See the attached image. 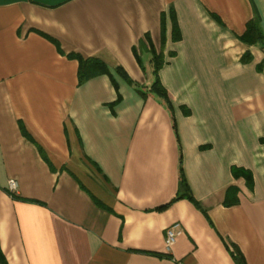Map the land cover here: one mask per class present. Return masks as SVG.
<instances>
[{"label":"crops","instance_id":"obj_1","mask_svg":"<svg viewBox=\"0 0 264 264\" xmlns=\"http://www.w3.org/2000/svg\"><path fill=\"white\" fill-rule=\"evenodd\" d=\"M234 249L264 264V0H0V264Z\"/></svg>","mask_w":264,"mask_h":264},{"label":"trees","instance_id":"obj_2","mask_svg":"<svg viewBox=\"0 0 264 264\" xmlns=\"http://www.w3.org/2000/svg\"><path fill=\"white\" fill-rule=\"evenodd\" d=\"M251 32L253 35H251L252 37H254V39L257 42H261L262 40V36L260 34V32H258V28L256 26L255 23L253 22H249L246 26V33L245 34H249L247 32ZM70 58H73L77 61L78 63V67H77V84L80 85L82 83H84L85 81L94 78L98 75H107L112 83L115 85L112 76L110 75V72L108 71L106 65L100 61L99 59H95V58H87V59H83L80 56L77 55H70ZM152 64H153V73L155 75L156 78V74L157 71L159 70L160 66L162 65V61H161V57L153 55L152 56ZM116 72L124 79L126 80L128 83H130V80L128 79L126 73L124 71H122V69L117 68ZM148 91L152 94H154L155 96L163 99L164 101L168 102V98L166 95L165 90L159 85L157 78L154 80V82L151 84V86L149 87ZM12 199H21L18 196H16L14 193L6 190L5 191ZM182 197L183 195H178L176 196V199ZM232 256L233 259L235 261L236 264H244L243 259L241 257V255L234 249L232 251Z\"/></svg>","mask_w":264,"mask_h":264},{"label":"built area","instance_id":"obj_3","mask_svg":"<svg viewBox=\"0 0 264 264\" xmlns=\"http://www.w3.org/2000/svg\"><path fill=\"white\" fill-rule=\"evenodd\" d=\"M15 188V183L14 181L10 180L8 181V190L13 191ZM177 225H173L169 229L166 230L165 232V249L168 250L169 247L173 244L175 237L177 236ZM176 264H182L181 262H177Z\"/></svg>","mask_w":264,"mask_h":264}]
</instances>
